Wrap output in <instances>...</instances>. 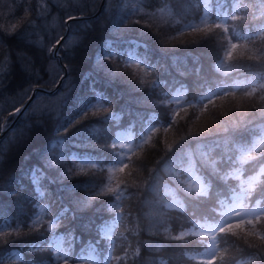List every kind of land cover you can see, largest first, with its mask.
<instances>
[{"label":"trees","instance_id":"16d2710c","mask_svg":"<svg viewBox=\"0 0 264 264\" xmlns=\"http://www.w3.org/2000/svg\"><path fill=\"white\" fill-rule=\"evenodd\" d=\"M100 1L0 0V128L14 117V108L24 101L33 86L52 87L64 65L67 70L58 90L37 91L12 127L0 137V214H10L28 228L0 233V252L11 242L28 240L37 233L30 220L33 191L24 179L28 166L37 161L52 168L60 184L51 213L65 205L67 211L64 208L59 218L63 228L73 230L67 229L72 246L76 249L92 243L100 246L95 240L97 227L109 213V202L117 200L114 188L109 185L110 175L95 166L78 169L60 155L59 150L69 147L65 144L58 147L51 140L57 133L65 134L66 143L71 147L100 159L109 156L108 138L114 126L130 121L129 109L135 104L137 108L156 109L157 117L170 124L160 126L151 140L131 155L128 168L117 173L126 191L121 198L117 248L123 255L118 264H199L185 254L189 251L188 243L195 241V237L179 235L178 231L189 225L198 213L214 211L219 205L220 197L235 182L228 174L232 164L220 150L201 161L210 181L209 193H191L182 211L166 209L160 197L164 175L178 177L168 167L160 175H155L154 169L192 134L233 129L248 115L263 111L264 93L253 98L248 107H232L229 113L210 118L208 123L219 125L191 132L198 127L197 120L189 113L201 109V103L194 98L195 102L185 109L184 118L175 125L178 119L171 118V102L161 91L179 81L188 85L190 94L198 95L237 75L241 68L264 69V37L252 38L250 51H241L235 59L238 67L223 73L214 63L228 49L229 38L219 27L204 30L199 38L178 39L174 35V26L200 13L197 0H104L103 7L89 16ZM155 8L162 12L161 20L152 16L150 10ZM130 14L158 22L146 24L136 18L130 23L124 18ZM68 15L80 16L68 22V33L57 47L59 55H55L49 49L64 32ZM121 36L142 39L144 44H138L136 51L153 68L142 64L127 66L118 55L107 56L104 47L116 46ZM250 57H259V60ZM98 93L107 97V107H86L79 115L81 107ZM109 109L119 115H110ZM174 126L175 131L171 129ZM250 165L253 167L254 163ZM250 198L264 201V177ZM259 217L251 224L234 228L231 233L222 232L226 256H246L242 264H264V240L261 239L264 216ZM201 239L202 236L199 243ZM38 242L45 246L46 239L40 237ZM45 253L44 249L29 254L40 258ZM75 255V250L70 252L68 264H88L77 262ZM0 264L22 262L0 260Z\"/></svg>","mask_w":264,"mask_h":264},{"label":"rangeland","instance_id":"374dc122","mask_svg":"<svg viewBox=\"0 0 264 264\" xmlns=\"http://www.w3.org/2000/svg\"><path fill=\"white\" fill-rule=\"evenodd\" d=\"M152 16H154V14H152ZM126 20H128L130 23L134 22L135 19L137 18V21H142L143 23L146 24H151L156 23L158 21L153 20V19H144V18H139V17H132V16H125L124 17ZM158 20H161L160 17H156ZM142 19V20H140ZM146 20V21H145ZM210 21V17L207 14V12H205L204 16L202 18H200L199 20L195 21L192 23V26L194 27H201L203 26L204 28H198V31H185L183 33H181L180 35H178L176 38L178 39H186V38H199L200 35L202 34V32L204 30H207L209 28H212L210 25L207 26V24H209ZM209 27V28H207ZM164 45H166L164 43ZM250 46H252V44H246V45H238L236 48H231L229 52H231V58L229 57L228 53L226 55V58L222 61L221 65L223 67H230L232 66V64L235 62V59L237 58V56L239 55V53L241 51H250ZM264 88V86H262ZM240 96H242L240 98ZM262 94L261 92L258 93H252L251 95L247 94H227L224 97H219L217 99H215L213 102L208 103L206 105H204V108H201L199 110H192L189 113V116L194 117L197 122L195 123V125L198 127V129L192 130L193 131H206L211 129L214 126H217L219 124H215L214 122L208 123L210 121V118L216 119V117H219L221 115H225L227 113H229L230 109L232 107H248V104L251 103V101L253 100V98H259L261 97ZM176 105L178 107H180L179 109L184 108V101L183 98L181 96H176ZM178 113L175 117V120L178 119V121L176 122L175 125H177L185 116V108L176 112ZM14 117H16V114L14 113ZM180 119V121H179ZM212 119V120H213ZM208 123V124H207ZM172 130L175 131V126L171 128ZM151 132H145L143 134L142 137L135 139L134 135H133V131L131 130H120L117 134H116V141L120 144L121 149H120V153H119V157L118 159L112 163L110 165V169L113 171L117 168H121V169H126L127 168V164H128V156L131 154V152L133 150H135L137 147H139L141 145V143L143 142V140L145 138H148ZM264 140V133L262 135V137H260L255 143L254 145H258L260 144L262 141ZM247 151V150H245ZM76 163L81 167V168H85L87 166H89L91 164V161L88 159H76ZM188 179L195 185H198L199 187H201V183L197 180L198 177V173L195 170V166H194V162H190L188 165V173H187ZM247 180H253V176H250L249 178H247ZM263 208H259V207H255V208H248L245 200H244V190H238L236 192H234L232 194V198L230 200V202L228 203V205L225 208V215L223 218V221H229L231 219H243L245 217H252L253 215L258 214L260 211H262ZM239 213V216H237L236 213ZM7 227V225H4L2 227V229H5ZM55 246H56V250L61 251L63 253H65L66 248L62 247V244L60 242V240H56L55 241ZM93 250V248L91 249ZM95 254H97L96 251L91 252L88 251L86 256L89 258H93L96 257ZM61 255V254H58Z\"/></svg>","mask_w":264,"mask_h":264},{"label":"snow or ice","instance_id":"6c2138e0","mask_svg":"<svg viewBox=\"0 0 264 264\" xmlns=\"http://www.w3.org/2000/svg\"><path fill=\"white\" fill-rule=\"evenodd\" d=\"M75 19H76V17H73V16H71V15H68V16H67V21H73V20H75ZM232 19L235 20V19H237V17L233 16ZM67 21H66V22H67ZM218 27H219V25H218ZM225 30L227 31V26H225ZM63 40H64V37H63V36H59V38L55 39V43L52 44V46H51V48L49 49V51H51L52 49H56L57 46H60V45H61V42H62ZM237 46H238V45H236V44H233V45H232L233 48H236ZM228 55H229V57L231 58V55H232L231 52H229ZM249 59L259 60V57H250ZM251 94H252V93H248V95H251ZM17 111H19V109H17ZM112 147L115 148V144H113ZM231 159H232V158L229 157V160H231ZM64 211H67V209L65 208ZM236 214H237V216H239V213H238V212H237ZM262 214H264V213H262ZM259 218H260V217L257 216V219H259ZM244 223H245V221H243V220H241L239 223H236V224L228 223L226 226H224V227H220V231L223 232V233H231L232 230H233L234 228H240L241 225L244 224ZM247 223L251 224V223H253V221L249 220V221H247ZM89 227H90V226H89ZM89 227H88V228H89ZM249 234H252V233H249ZM261 239L264 240V236H262ZM36 243L39 244L40 242H36ZM45 243H47V242H45ZM54 259H55V258H53V260H54ZM64 264H68V259H65V260H64Z\"/></svg>","mask_w":264,"mask_h":264},{"label":"bare ground","instance_id":"6f19581e","mask_svg":"<svg viewBox=\"0 0 264 264\" xmlns=\"http://www.w3.org/2000/svg\"><path fill=\"white\" fill-rule=\"evenodd\" d=\"M238 72V71H237Z\"/></svg>","mask_w":264,"mask_h":264}]
</instances>
